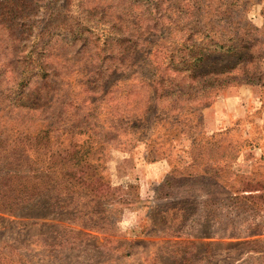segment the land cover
<instances>
[{
	"label": "rangeland",
	"instance_id": "1",
	"mask_svg": "<svg viewBox=\"0 0 264 264\" xmlns=\"http://www.w3.org/2000/svg\"><path fill=\"white\" fill-rule=\"evenodd\" d=\"M153 3L0 0V264H264V0ZM227 9L236 23L218 21ZM211 38L259 40L245 68L258 82L173 67ZM206 53V72L239 55ZM18 126L49 129L35 164ZM58 138L102 196L72 187L61 202ZM38 166L36 198L13 190L27 180L8 173Z\"/></svg>",
	"mask_w": 264,
	"mask_h": 264
},
{
	"label": "trees",
	"instance_id": "2",
	"mask_svg": "<svg viewBox=\"0 0 264 264\" xmlns=\"http://www.w3.org/2000/svg\"><path fill=\"white\" fill-rule=\"evenodd\" d=\"M142 1H147V2H149L150 5H151V3H152V5H154V3H153L154 0H142ZM196 4H198L197 1H195L193 3L192 7H194ZM152 8L156 9L157 6L154 5V6H152ZM228 11L229 10L227 9L223 12H228ZM228 13H229L228 18H220L218 21L220 22L224 19L223 22L225 24L236 23L231 18L232 12L229 11ZM157 15L158 14H156V16ZM198 16H204V14L200 13V14H198ZM228 19H230V20H228ZM239 20H241V18H239ZM200 22L203 23V20H201ZM237 23L240 24L241 21H237ZM188 24L193 25L194 23H193V21H189ZM195 27H198V26L195 25ZM203 27L204 26H201L197 30V33L203 34V31H205V29H203ZM207 37H208V35L206 34L204 39H206ZM146 42H147V40H146ZM258 43H259V40L253 41V40H251V38L241 39L235 45L227 44L226 42L223 43L220 40H215L214 38H211L207 42H205L203 39L201 41L192 40V44H191L190 49H189V59H187L186 57H181L177 62L173 61L172 65L177 71L187 72L188 74H190L189 76H192L195 79L213 77L214 78L213 81L215 82V84L218 83V85H224L226 83L228 84V83H232L234 81H237L238 80L237 76H239V75L235 74L233 72V70L240 69L243 74H246V76H244V78L242 80L252 81L253 83H255L256 81L258 82L259 78H254L252 75L249 76V74L247 73V70H245V68L248 66V64H253L255 62L253 60V58L256 59L257 57L255 56V51L253 50V48L254 47L256 48ZM217 50H222L225 53L234 52V54H236V55L239 54L237 62L231 66L223 67L219 70L213 69V70H208L207 72L205 70H202V68H204L206 66L208 67V64L204 63L205 60L207 59V57H206L207 53L206 52H208V51L209 52H215ZM91 71H93V70H91ZM41 76L42 77H45V76L48 77L49 76V70L43 69V74ZM23 78H25V76H22V79ZM206 81L209 82L210 80H206ZM29 83L30 82H27V84H29ZM212 83H209V84L212 85ZM203 84L205 85V83H203ZM103 88L108 89V85L103 84ZM207 88L208 87L206 86L205 89H207ZM28 99L32 100V102H30V105H37V104H41L42 102H44L43 98H39L37 96H29ZM21 104H24V103H21ZM48 132H49L48 127L46 129L38 128L32 132V130L30 128L21 129L18 126V128L15 131L16 135L14 136V140H19L20 142L16 143L15 147H21L23 145H26L27 149L28 148L33 149L34 153L37 154L35 157V160L33 159L34 160L33 163L35 164L40 159V157L43 154H46L48 151L47 149H45L43 151L41 150L43 146L46 147V144H42V145L39 144L40 139L43 138V135H44L43 133H45L46 138L49 137ZM33 133H35L34 136L32 135ZM34 140H37V141L34 142ZM70 145H73V144L70 143ZM50 147H51L50 149L56 147L55 153L56 152L60 153L61 156L63 157L61 162H60V167L58 169H60L62 171L63 176L67 180L66 184H64V185L62 184V186L65 187L64 189L67 190L66 193H68V194H67L66 198L61 199L62 203H65V201L70 200V198H68V195L70 192H73L72 187H77V189H80L81 192L84 190H89V191H93L96 194V196H102V193L104 192L105 188H103L102 183L99 180L101 177L100 176L97 177L96 175L89 176L83 172V170L81 169V155H82V153L80 152L81 149L77 148L76 144H74V147L73 146H70V147L67 146L66 147V145H64L58 138V141H56L53 146L50 145ZM46 148L49 149V147H46ZM13 149H16V148H13ZM25 150H26V148H25ZM64 152H65V154H64ZM18 159H21V158H18ZM11 163L12 162H10L9 164H11ZM43 172H44L43 166H38V167H35L34 169L29 168L28 170H25L23 175L19 174V172H17V171L13 172V173L10 172V173H8V174H10V176H8V178H12L11 179V180H13L12 183H18L17 180H15L17 177H20L22 179L25 178L27 180V182L25 184L23 182L21 183L22 188H19L18 186L16 187V185L14 184L13 190L21 189V194L25 195L26 196L25 198L33 199V198H36L41 193V189L39 188L40 183L37 181V178H38L37 175H35V176L33 175L34 176L33 177L34 178L33 183L29 184L28 179L30 177V174H32V173L42 174ZM19 183H18V185H20ZM5 184H7V183H5ZM26 189L28 190V192ZM210 200H214V199H210ZM64 207L65 206H58L57 208L60 210V209H64Z\"/></svg>",
	"mask_w": 264,
	"mask_h": 264
}]
</instances>
